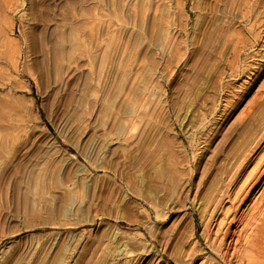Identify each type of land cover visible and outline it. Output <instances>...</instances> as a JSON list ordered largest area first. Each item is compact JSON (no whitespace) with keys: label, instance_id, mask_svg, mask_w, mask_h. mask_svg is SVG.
<instances>
[{"label":"rangeland","instance_id":"obj_1","mask_svg":"<svg viewBox=\"0 0 264 264\" xmlns=\"http://www.w3.org/2000/svg\"><path fill=\"white\" fill-rule=\"evenodd\" d=\"M0 97V264H236L264 0H0Z\"/></svg>","mask_w":264,"mask_h":264},{"label":"bare ground","instance_id":"obj_2","mask_svg":"<svg viewBox=\"0 0 264 264\" xmlns=\"http://www.w3.org/2000/svg\"><path fill=\"white\" fill-rule=\"evenodd\" d=\"M2 96V95H1ZM4 97H5V94H4ZM1 98V97H0ZM3 98V97H2ZM3 104V103H2ZM246 157V155H245ZM248 157V156H247ZM246 157V158H247ZM245 159V158H244ZM242 159V160H244ZM241 161V160H240ZM242 164V163H241ZM240 165V163H239ZM236 168V167H235ZM239 168V167H238ZM238 169H236L237 171ZM238 172V171H237ZM236 172V173H237ZM236 173H234L236 175ZM233 175V174H231ZM235 175L231 176V177H235ZM236 178V177H235ZM230 179V178H229ZM238 195V194H237ZM215 201V200H214ZM219 201V200H218ZM217 202V201H216ZM217 204V203H216ZM215 206V205H214ZM219 206V205H218ZM216 207V206H215ZM221 208V207H220ZM217 209V207L215 208ZM214 209V210H215ZM220 211V210H219ZM255 211V210H254ZM212 212V211H211ZM214 212V211H213ZM212 212V213H213ZM262 212V211H261ZM251 214V212H249ZM252 211V216H249L250 217V222L249 224H251L250 226L254 225L253 226V229H252V232L251 234H248V236L246 237V242H244L245 244L243 245V248L242 250H236L235 247H234V252H231L232 254L230 255L231 257L230 258H233L234 259V262H236V264H264V213L261 214L260 212H256L254 213ZM248 214V215H250ZM246 217V216H244ZM248 217V216H247ZM246 217V218H247ZM241 218V217H240ZM233 219V218H231ZM230 219V220H231ZM235 220V219H234ZM246 220V219H245ZM247 221V220H246ZM246 224V223H244ZM248 224V223H247ZM245 228V226H243ZM252 228V227H251ZM242 229V228H241ZM248 229V228H247ZM226 230V229H225ZM243 230V229H242ZM241 230V231H242ZM246 230V229H245ZM251 230V229H250ZM233 231V230H232ZM235 232V231H234ZM243 232V231H242ZM228 233L229 232H224V234L222 235V238H221V241H220V244L219 246L215 245V241H210L207 239V244L208 246L213 249V253L216 252H220L219 255V262L222 263H226V264H231V259H228V255L229 253L227 251H224V250H221V246H223L224 248V245H223V242H225L226 238L228 237ZM209 235V234H207ZM230 235V234H229ZM234 235V234H233ZM243 235V234H242ZM241 236V235H240ZM207 237V236H206ZM209 237V236H208ZM243 237V236H242ZM212 240V239H211ZM239 241V238L237 239ZM215 243V244H214ZM226 243V242H225ZM240 245V244H239ZM239 248V247H238ZM237 248V249H238ZM196 249V248H195ZM202 249V248H201ZM227 249V248H226ZM240 249V248H239ZM193 250V249H192ZM204 250V249H203ZM194 251V250H193ZM207 251V250H206ZM208 252V251H207ZM192 253V252H190ZM189 253V254H190ZM193 254V253H192ZM197 255V254H196ZM194 255V259L197 258V256ZM193 257V255H192ZM206 259H210L209 256H206ZM207 260V261H208ZM189 261V260H187ZM217 263V264H220V263ZM191 264V263H190ZM207 264H212L211 262L210 263H207Z\"/></svg>","mask_w":264,"mask_h":264}]
</instances>
